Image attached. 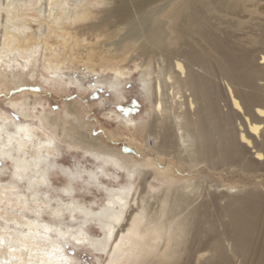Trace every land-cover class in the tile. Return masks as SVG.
I'll return each instance as SVG.
<instances>
[{"label": "bare ground", "instance_id": "bare-ground-1", "mask_svg": "<svg viewBox=\"0 0 264 264\" xmlns=\"http://www.w3.org/2000/svg\"><path fill=\"white\" fill-rule=\"evenodd\" d=\"M68 1L0 0V77L15 81L24 71L44 68L55 75L53 82L63 83L62 51L53 50L51 58L43 53L51 22L88 21L100 4L98 12L120 31L109 39L114 41L108 52L114 55L125 44L151 56L141 81L153 116L140 122L117 117L142 131L143 145L154 152H148L152 173L163 185L150 187L151 165L141 162L140 181L111 190L99 211L72 197L52 209L55 219L69 211V221L45 220L41 214L52 208V198L41 186L50 181L53 142L43 128L62 141L74 138L104 163L131 170L136 160L95 134L79 101L68 102L65 118L46 112L35 126L11 123L0 113V158L11 160L13 177L25 178L32 194L0 183V205H11L13 213L0 210L6 222L0 227V264H76L65 246L77 241L105 252L103 264H264V0ZM37 13L41 25L35 35L30 20ZM222 24L240 25L244 34ZM244 35L255 43L239 46ZM128 74L117 70L115 77ZM11 103L30 116L29 101ZM62 190L72 195L74 188L70 183ZM17 207L22 213L16 215ZM29 210L33 219L25 217ZM76 215L82 223H73ZM95 220L101 238L85 229Z\"/></svg>", "mask_w": 264, "mask_h": 264}, {"label": "rangeland", "instance_id": "rangeland-1", "mask_svg": "<svg viewBox=\"0 0 264 264\" xmlns=\"http://www.w3.org/2000/svg\"><path fill=\"white\" fill-rule=\"evenodd\" d=\"M68 2L72 6L75 0ZM99 7L100 4H94L89 13V20L85 22L65 21L60 25L55 20L51 22L52 28L46 38L49 49L44 50L43 53H46L47 58H51L50 55L54 52L53 50L62 51L59 59L62 67L58 74L63 83L53 82L55 75L49 74L44 68V70L38 68L36 72L33 71L30 74L24 71L15 81L11 78L0 77V113L8 114L11 123L41 125L39 118L46 112L59 113L61 118H65L68 102L79 101L78 104L81 105L86 119L92 124L95 134L100 135L111 148L120 150L126 156L136 160L134 168L131 170L113 162L104 163V157L101 159L103 156L101 152H98L101 158H96L93 153L87 151L85 146L74 138L62 141L57 139L49 128H43V132L53 142L51 147L54 151L52 150V154L49 155V161L53 162L48 172L50 184L41 186L42 192L47 191L52 198L50 203L52 208L44 211L41 215L42 218L51 222H62L63 219L69 221L71 219L69 211H62L61 215L55 214L59 219L53 217L52 209H56L57 202L61 199L67 204L72 202V197H74L82 204L93 206L96 211H99V208L107 203L111 190L137 184L140 181L142 177L140 168L142 166L139 163L141 162H147L151 165V168H147L151 171L148 175L150 187L163 185V181L152 173L153 165L148 152L153 151L146 149L143 145L142 131L140 132L138 127L129 126L122 118L117 117L120 114H126L140 122L153 116L152 103L144 95L141 81L145 67L151 65V56L148 59L144 58L136 50L128 48L125 44L117 49L114 55L110 51L108 52V46L114 41L110 40L116 39L120 31L111 28L108 24V16L100 13ZM37 14L35 18L30 20L31 30L35 35L41 25V16L39 13ZM221 27L231 30L233 34L235 32L244 34V31L238 29L240 25L232 27L222 24ZM55 32L60 35L57 36ZM248 39L252 41L249 42ZM31 41L30 39L29 44L32 43ZM255 41L256 39L252 35H244L237 39V44L250 47ZM41 63L44 64L45 60L41 59ZM117 70L130 72V74L117 80L115 77ZM112 81L117 82L116 86H112ZM116 87L122 92L116 93ZM27 101H29L27 112L30 114L28 117L11 103H27ZM152 143L150 140L149 144ZM166 164V160L162 162V166ZM175 164L179 168L177 160H175ZM73 175H76V178L73 179ZM175 177L180 179L177 173ZM0 183L18 185L29 198L32 197L30 190L27 189V180L24 178L18 181L13 177V166L10 159L0 158ZM70 183L74 188L72 195L66 194L62 190ZM35 203L32 202V205ZM0 210L5 212L4 216L13 214L11 213V205L8 204L0 205ZM19 210L20 208L17 207L16 215L22 213ZM25 217L33 219L35 212L29 210ZM78 217L73 223H82V218ZM5 226L6 222L1 218L0 227L4 228ZM85 229L94 238H101L103 235V231L96 220L89 222ZM76 243L70 242L65 246L66 256L72 257L76 264H103L105 262L107 257L105 252H96L89 245H81V243L76 245Z\"/></svg>", "mask_w": 264, "mask_h": 264}, {"label": "snow or ice", "instance_id": "snow-or-ice-1", "mask_svg": "<svg viewBox=\"0 0 264 264\" xmlns=\"http://www.w3.org/2000/svg\"><path fill=\"white\" fill-rule=\"evenodd\" d=\"M26 138H30V137H26ZM73 239H75V237H73ZM78 243L80 242V241H77Z\"/></svg>", "mask_w": 264, "mask_h": 264}]
</instances>
